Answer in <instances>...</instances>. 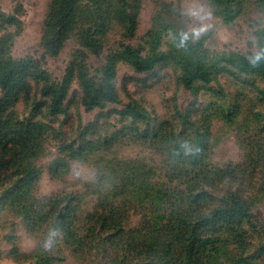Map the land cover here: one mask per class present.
Returning <instances> with one entry per match:
<instances>
[{"label":"rangeland","instance_id":"rangeland-1","mask_svg":"<svg viewBox=\"0 0 264 264\" xmlns=\"http://www.w3.org/2000/svg\"><path fill=\"white\" fill-rule=\"evenodd\" d=\"M50 1L0 0V12L18 18L12 56L40 59L51 78L60 79L79 46L69 40L58 57L43 58L39 39ZM242 2L234 3L225 22L209 0H125V24L109 23L99 55L87 57L93 81H102L103 70L114 74L105 83L114 85L117 99L83 107L72 98L78 94L72 83L63 105L72 120L62 132L78 137L83 151L63 158L48 141L31 188L12 190L7 180L0 186V264H121L112 256L120 252L119 239L158 238L145 232L157 224L150 212L161 208L163 193L183 189L177 185L187 178L177 145L184 140L183 152L193 141L194 150L198 139L208 190L254 195L239 223L245 243L227 234L206 264H264V130L254 117L260 114L264 122V78L230 64L239 57L253 63L264 51V10ZM127 46L151 68L124 59L107 63ZM187 63L208 68L210 82L182 83ZM252 167L258 173L251 174ZM108 213L107 222L119 220L124 228L118 236L99 230ZM236 245L243 252L239 260Z\"/></svg>","mask_w":264,"mask_h":264},{"label":"trees","instance_id":"trees-1","mask_svg":"<svg viewBox=\"0 0 264 264\" xmlns=\"http://www.w3.org/2000/svg\"><path fill=\"white\" fill-rule=\"evenodd\" d=\"M209 1L226 22L233 17L234 3H243L244 0ZM252 1L264 10V0ZM124 4L125 0L50 1L39 39L43 58L58 57L69 40L79 46L78 53L71 56V62L60 79L51 78L40 59L12 56L10 47L16 37L14 28L19 24L18 18L0 12V186L7 180L12 190L17 187L31 188L40 175L36 166L48 141L56 142L57 151L65 155L63 158H78L81 155L83 148H79L78 137L70 138L72 134L62 132L64 124L72 120V117L64 116L67 110L63 105L68 100L74 81L78 94L75 93L72 98L83 107H103V104L117 99L114 85L105 83V78H113L114 74L106 69L103 70L102 81H93L88 72L87 57L89 54L99 55L104 44L103 36L111 24H125L127 8H123ZM128 53H131L129 46L121 47L107 56V63L113 65L115 60L124 59L131 66L151 68L152 65L142 57L133 58ZM258 57L253 63L239 57L230 64L241 74L264 78V51ZM184 66L180 76L182 83L189 86L196 80L205 84L210 82V71L204 65L187 63ZM18 104L23 105L20 112ZM227 114L232 115V112L228 110ZM254 114L259 119L257 126L264 130L263 118ZM55 124L58 126L55 127ZM177 137L179 135L176 141ZM190 144L193 148L192 141L183 152L184 140L177 145L178 160L183 164L181 172L187 177L177 185L183 189L163 193L161 208L156 210L155 207L150 212L152 216L149 217L159 225L147 226L145 232L158 235V238L119 239L116 245L120 252L112 254L115 261L121 264H206L208 258L220 253L227 234L237 243H245L239 223L247 216L246 207L254 195L246 190H208V171L206 166L198 165L199 147L203 143L200 139L196 140L194 150ZM258 171L252 167L250 173ZM108 217L110 213L102 216L103 220ZM109 228L114 236L124 230L116 219L103 222L99 230ZM237 248L236 245L233 251L235 259L239 260L243 252L238 254Z\"/></svg>","mask_w":264,"mask_h":264},{"label":"clouds","instance_id":"clouds-1","mask_svg":"<svg viewBox=\"0 0 264 264\" xmlns=\"http://www.w3.org/2000/svg\"><path fill=\"white\" fill-rule=\"evenodd\" d=\"M193 15H195V13H193ZM204 30H205V29L197 30V31L194 32V35L199 36L200 32H201V31H204ZM186 38H187V37L185 36V39H186ZM257 59H259V57H257Z\"/></svg>","mask_w":264,"mask_h":264}]
</instances>
